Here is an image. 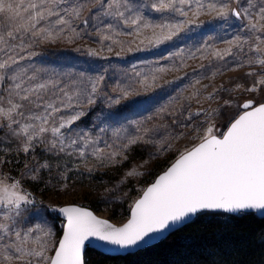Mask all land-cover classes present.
<instances>
[{
  "label": "snow or ice",
  "instance_id": "obj_1",
  "mask_svg": "<svg viewBox=\"0 0 264 264\" xmlns=\"http://www.w3.org/2000/svg\"><path fill=\"white\" fill-rule=\"evenodd\" d=\"M86 2L87 0H82L69 8L62 7L64 0H0V81H11L5 90L7 95H0V132L13 138L20 152H30L34 144L49 133V151L58 148L60 152H64L66 148L74 146L77 154L85 157L86 150L91 148L92 155L101 159H115L121 154V150L147 142L145 137L149 129H144L142 135L127 137L126 143L122 145H109L113 150L106 153L101 152L96 147V141L85 133H79L66 144L62 130L71 128L74 122L84 115L79 110L82 103H95L93 97L97 93L99 81L104 77L90 78L88 91L80 87L67 90L58 88L59 81L48 79L35 82V75L28 76L23 71L13 70L14 65L26 58L21 55L30 47L25 45V38L55 41L66 27L71 29L72 18L80 16ZM236 2L238 6L229 7L225 0H153V11L170 12L179 17L172 22L153 24L141 12L134 11L129 0H107L104 14L118 17L125 25L130 26L132 30L125 33L126 35H132L133 31L140 35L142 29H154L152 35L146 37L149 45L153 46L172 40L194 24L199 27L204 23L188 19L189 12L194 18L202 13H209L213 19L225 22L229 16L248 21L243 30L252 33L255 42L250 45L251 55L246 62L259 65L260 68L259 71L246 73L248 76L257 77L251 86L244 88L243 85L237 84L235 88L259 92L262 94L261 100H245L240 105L242 114L231 120L222 135L214 134L215 125L208 124L203 129V135L199 137L200 142L191 149L180 152L174 162L142 191L139 198L133 202L125 222L119 225L110 223L109 220L101 219L76 204H67L58 209L53 207L52 210L63 214L66 222L63 224L62 235L54 248V254L50 256L46 253L51 247L49 240L53 231L47 226L45 214L40 209L30 210L29 206L35 204V198L22 187L20 180L5 176L0 180V264H86L85 244L93 238L113 246L111 251H118L149 245L164 233L189 221L190 217L206 210H222L229 213L264 210V47H261L264 45V3L257 6L251 0H246L245 6L239 4L238 0ZM107 27L118 35L112 25ZM156 29L158 31H155ZM72 31L74 35H79L75 30ZM102 39L112 40L113 36L104 35ZM17 40L19 43H14ZM226 43L230 47L213 50L212 56L223 59L232 53L233 47L243 50L249 40L237 35ZM111 50L109 47L108 51ZM138 50L141 49L128 48L129 52ZM196 52L203 55L201 49ZM96 54L94 50L89 49V55ZM180 54L183 55V50ZM32 55L35 53H29L28 57ZM173 55L176 54L169 53L168 57L162 59L167 60ZM195 55V52L190 53L192 58H195ZM200 67L203 68L204 65ZM166 70L168 69L164 66L153 68L152 80L157 79V73ZM6 72L13 74L9 77ZM141 75L140 72L136 73L138 77ZM146 81L147 77L141 80V83L145 84ZM75 83L73 81V84ZM196 83L199 84V80ZM220 88L222 89L223 85ZM50 91L51 96L48 95ZM121 92L123 98L130 95L127 89H121ZM199 93L200 89L194 87L192 96L182 99L189 101L196 97V102L199 103ZM212 95L213 93H209L208 98ZM174 99L180 100L181 97ZM119 102V99L109 98V103ZM224 103L227 105L230 100ZM180 107L183 108V104ZM69 109L72 114H61ZM201 112L202 110H198L195 115ZM104 119H110V116H105ZM175 123L176 121H173V124ZM100 131L103 132L104 129L101 128ZM3 143L0 140V145ZM2 152L3 147H0V153ZM4 163L7 161H0V164ZM48 167L50 165L47 163L39 164L35 168L26 165L25 170L32 173V180H36L37 173ZM140 174L133 169L126 175ZM20 223H27L29 226L20 228Z\"/></svg>",
  "mask_w": 264,
  "mask_h": 264
},
{
  "label": "rangeland",
  "instance_id": "obj_2",
  "mask_svg": "<svg viewBox=\"0 0 264 264\" xmlns=\"http://www.w3.org/2000/svg\"><path fill=\"white\" fill-rule=\"evenodd\" d=\"M80 2L82 0H64L62 7L70 8ZM152 2L153 0H129L133 10L141 12L153 24L172 22L179 18L174 13L153 11ZM225 2L229 7L238 6L236 0ZM238 2L246 6V0ZM251 2L259 6L264 0ZM106 4L107 0H87L80 16L72 18L71 29L66 27L55 41L25 38V45L30 47L21 55L26 58L13 66L14 71H23L28 76L35 75V82L53 79L59 81L58 88L67 90L80 87L88 91L90 78L104 77L99 81L97 93L93 97L95 103H82L79 110L84 115L71 128L62 130L66 144L79 133H85L96 141V147L101 152L106 153L113 150L109 145H122L126 143L127 137L142 135L144 129L150 130L145 137L147 142L121 150V154L115 159L94 156L91 148L86 150L85 157H80L74 146L66 148L64 152H60L58 148L49 151L47 145L51 140L50 133L35 143L30 152L23 153L18 151L17 142L13 138L0 132V140L4 142L0 145L3 147L0 161H7L0 164V180L5 176L20 180L22 187L35 198V204L29 206L30 210L40 209L46 216L47 226L53 231L49 240L51 247L46 253L49 256L57 246L64 224L58 217L57 210H52L53 207L58 209L63 204H78L91 208L98 216L113 223H123L129 215L126 213L127 206L131 208L147 185L180 152L189 150L200 142L199 137L208 124L215 125L214 134L222 135L230 120L242 111L240 105L243 101L250 98L260 101L262 96L259 92L235 88L237 84L244 88L251 86L257 77L246 73L259 71L260 68L259 65L246 62L251 55L250 45L255 42L254 35L243 30L248 21L229 16L225 22L213 19L209 13H202L194 18L189 12L188 19L204 23L199 27L194 24L172 40L153 46L149 45L146 37L151 36L154 29H142L140 35L134 31L132 35H126L132 29L118 17L105 15ZM107 25H112L118 35L109 30ZM72 30L79 35H74ZM104 35H111L113 39L103 40ZM237 35L249 40L243 50L233 47L232 53L223 59L212 56L213 50L230 47L226 42ZM121 41L124 43L121 44ZM14 43H19V40ZM109 47L111 51H108ZM130 47H139L141 50L129 52ZM205 48L208 51H203ZM89 49L97 54L89 55ZM197 49H201L203 55L196 52ZM181 50L183 55L180 54ZM193 52L196 53L195 58L190 56ZM29 53L35 55L29 58ZM169 53L176 55L167 60L162 59L168 57ZM200 65L204 67L201 68ZM160 66L168 70L157 73V79L153 81L152 69ZM137 72L142 75L136 76ZM12 74L13 72H6L9 77ZM145 77L147 81L142 84L141 80ZM197 80L199 84L196 83ZM73 81L76 83L73 84ZM10 83L7 79L0 81V95H7L5 90ZM201 85L207 87L201 88ZM194 87L200 89L199 103L196 102V97L184 101L183 97L192 96ZM121 89L129 90L130 95L123 98ZM209 93H213L211 98H208ZM48 95L51 96L52 92ZM176 97L181 99L175 100ZM109 98L119 99L120 102L109 103ZM226 100H230L227 105L224 103ZM181 104L183 108L180 107ZM198 110L202 112L195 115ZM227 113H231L228 122L224 119ZM61 114L70 115L72 110ZM105 116H110V119L105 120ZM173 121L176 123L173 124ZM101 128L104 129L103 132L100 131ZM169 144L170 147L167 146ZM43 163L50 167L41 169L37 173L38 179L32 180V173L27 172L25 166L35 168ZM133 169L141 174L127 176L129 170ZM28 226L27 223L18 225L20 228Z\"/></svg>",
  "mask_w": 264,
  "mask_h": 264
},
{
  "label": "trees",
  "instance_id": "obj_3",
  "mask_svg": "<svg viewBox=\"0 0 264 264\" xmlns=\"http://www.w3.org/2000/svg\"><path fill=\"white\" fill-rule=\"evenodd\" d=\"M230 114L224 118L227 122ZM129 210L127 206V214ZM85 260L86 264H264V217L255 212L203 211L154 245L125 255L90 248Z\"/></svg>",
  "mask_w": 264,
  "mask_h": 264
},
{
  "label": "water",
  "instance_id": "obj_4",
  "mask_svg": "<svg viewBox=\"0 0 264 264\" xmlns=\"http://www.w3.org/2000/svg\"><path fill=\"white\" fill-rule=\"evenodd\" d=\"M244 102V101H243ZM243 102H242V104H243ZM241 104V105H242ZM242 111H243V109H242ZM242 111L239 113V114H242ZM239 114H237L236 116H238ZM235 116V117H236ZM234 117V118H235ZM233 118V119H234ZM229 125V124H228ZM227 130V127H226V129H225V131ZM224 131V132H225ZM174 162V161H173ZM172 162V163H173ZM171 165V164H170ZM169 165V166H170ZM167 169V168H166ZM165 169V170H166ZM165 170H163V171H165ZM162 171V172H163ZM162 172H160L158 175H160V174H162ZM157 175V176H158ZM156 176V177H157ZM156 177H155V179H156ZM155 179L151 182V183H153L154 181H155ZM150 183V184H151ZM150 184H148L147 185V187L150 185ZM142 194V193H141ZM139 198V197H138ZM137 198V199H138ZM65 205H67V204H63V205H61L60 207H63V206H65ZM77 206H80V207H83V208H86V209H88L89 211H91L94 215H96V216H98L91 208H89V207H86V206H82V205H78V204H76ZM131 209V208H130ZM206 211H220V212H224V211H222V210H206ZM129 212H130V210H129ZM244 212H255L259 217H264V210H244V211H240V212H234V213H229V212H225V213H228V214H239V213H244ZM199 213H197V214H195L194 216H192V217H190L189 218V221H186L183 225H179V226H176L175 227V229L174 230H170L169 232H166V233H164L163 234V236H161L159 239H157V240H155V241H153L151 244H149V245H146V246H141V247H133V248H129V249H121V250H118V251H111L110 249L113 247V246H111V245H107V244H104L103 242H100V241H98V240H96V239H90L89 241H86V244H85V252H86V250L87 249H94V250H97V251H99V252H102V253H104V254H108V255H125V254H128V253H133V252H136V251H138V250H141V249H143V248H145V247H148V246H151V245H154V244H156V243H158V242H160V241H162L163 239H165V238H167L173 231H175V230H177V229H179V228H181L182 226H184L185 224H188V223H190L191 221H193V219L198 215ZM57 215H58V217L60 218V219H62L63 221H64V223L66 222L65 221V218H64V216H63V214H61V213H59V211L57 210ZM99 218H101V219H107V218H104V217H101V216H98ZM107 220H109V219H107ZM127 220V219H126ZM125 220V221H126ZM124 221V222H125ZM109 222L110 223H113L111 220H109ZM116 224V223H115ZM117 225H119V224H117ZM62 230H63V228H62ZM61 235H62V233H61ZM58 244V243H57ZM53 254H54V252H53Z\"/></svg>",
  "mask_w": 264,
  "mask_h": 264
}]
</instances>
